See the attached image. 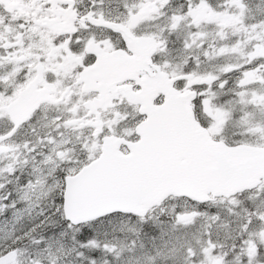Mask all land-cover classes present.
<instances>
[{"label": "flooded vegetation", "instance_id": "obj_1", "mask_svg": "<svg viewBox=\"0 0 264 264\" xmlns=\"http://www.w3.org/2000/svg\"><path fill=\"white\" fill-rule=\"evenodd\" d=\"M23 93L40 102L0 142L8 148L0 165L38 164L58 133L67 143L54 153L69 159L52 176L56 194L105 138L137 141L138 125L166 93L181 106L188 100L214 140L264 147V131L234 120L256 111L264 118V0H0V137L13 128L8 109ZM119 149L128 153L124 143ZM263 185L208 199L247 213L229 224L218 252L192 253L185 264H264V227L256 229L251 210L264 208Z\"/></svg>", "mask_w": 264, "mask_h": 264}, {"label": "rangeland", "instance_id": "obj_2", "mask_svg": "<svg viewBox=\"0 0 264 264\" xmlns=\"http://www.w3.org/2000/svg\"><path fill=\"white\" fill-rule=\"evenodd\" d=\"M260 116L262 112L256 111L234 120L248 131L263 132ZM55 134L50 140L54 144L38 164L14 163L9 170L0 165V255L17 248L12 264H185L192 253L218 252L220 238H231L229 224L247 213L243 209L234 213L239 209L236 203L226 200L195 205L171 198L143 218L116 214L72 226L63 218L62 193H55L59 181L52 179L60 161L69 159L54 153L67 143ZM83 154L91 156L86 149ZM251 210L256 214V229L263 228L264 208ZM206 226L211 228L209 234L203 232Z\"/></svg>", "mask_w": 264, "mask_h": 264}, {"label": "water", "instance_id": "obj_3", "mask_svg": "<svg viewBox=\"0 0 264 264\" xmlns=\"http://www.w3.org/2000/svg\"><path fill=\"white\" fill-rule=\"evenodd\" d=\"M24 102V101H23ZM182 98L166 93L164 102L137 128L140 136L125 143L105 142L98 159L65 180L63 215L72 225L113 212L144 216L168 196L196 202L209 195L231 196L256 187L264 179V148L227 146L214 141L195 122ZM14 129L33 108H10ZM9 264L17 259L10 250Z\"/></svg>", "mask_w": 264, "mask_h": 264}, {"label": "snow or ice", "instance_id": "obj_4", "mask_svg": "<svg viewBox=\"0 0 264 264\" xmlns=\"http://www.w3.org/2000/svg\"><path fill=\"white\" fill-rule=\"evenodd\" d=\"M33 188L35 187V185L32 186ZM52 190H49V193ZM9 195H11V193H9ZM67 219H69V221H71V217H66ZM0 264H9V260H8V254L5 255H0Z\"/></svg>", "mask_w": 264, "mask_h": 264}, {"label": "trees", "instance_id": "obj_5", "mask_svg": "<svg viewBox=\"0 0 264 264\" xmlns=\"http://www.w3.org/2000/svg\"><path fill=\"white\" fill-rule=\"evenodd\" d=\"M151 234H152V235H155V232H152ZM167 264H169V263H167Z\"/></svg>", "mask_w": 264, "mask_h": 264}]
</instances>
